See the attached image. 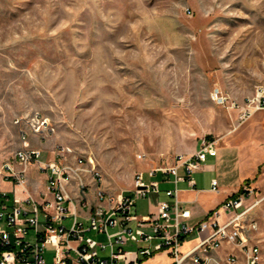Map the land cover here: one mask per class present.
<instances>
[{
  "label": "rangeland",
  "instance_id": "1",
  "mask_svg": "<svg viewBox=\"0 0 264 264\" xmlns=\"http://www.w3.org/2000/svg\"><path fill=\"white\" fill-rule=\"evenodd\" d=\"M259 85L264 0H0V161L22 146L14 119L39 112L52 130L28 145L91 156L107 193L133 196L138 173L160 180L149 171L190 155L202 136L219 143L232 103L245 105ZM211 176L193 173L199 203L219 197ZM248 186L264 264V191ZM155 204L151 192L132 211ZM53 252L46 245V264ZM168 263L160 253L144 264Z\"/></svg>",
  "mask_w": 264,
  "mask_h": 264
},
{
  "label": "built area",
  "instance_id": "2",
  "mask_svg": "<svg viewBox=\"0 0 264 264\" xmlns=\"http://www.w3.org/2000/svg\"><path fill=\"white\" fill-rule=\"evenodd\" d=\"M232 106L241 108L242 117L250 115L251 108H264V86H257L245 105L233 102ZM14 124L22 146L1 163V170L20 185L26 183L27 167L45 171L46 192L40 200L31 195L24 199L31 204L30 210L10 204L8 195L1 194L0 264H46L48 244L54 250L51 264H144L160 253L169 257L168 264L260 263L254 237L258 222L252 216L256 201L247 202L252 191L247 183L195 220L188 206L191 202L179 196L178 181L185 180L194 189L193 173L208 156L217 154L218 138L202 136L190 155L178 153L169 167L149 171L154 175L161 170L162 180L171 175L174 186L163 189L166 199L158 201L156 211L138 215L132 211L135 197L159 192L161 181L146 182L138 173L133 196L123 192L112 196L101 187L102 174L91 156L78 154L70 146H56L53 158L45 159L40 147L28 145L29 140L50 133L47 117L34 112L17 116ZM88 187L93 200L85 197ZM209 190L220 192L216 178L211 179ZM82 200L89 208L84 219H79L77 205ZM91 232L105 234L106 241H97ZM127 244L135 248L126 250Z\"/></svg>",
  "mask_w": 264,
  "mask_h": 264
},
{
  "label": "crops",
  "instance_id": "3",
  "mask_svg": "<svg viewBox=\"0 0 264 264\" xmlns=\"http://www.w3.org/2000/svg\"><path fill=\"white\" fill-rule=\"evenodd\" d=\"M231 108H233L232 112L234 113V115L231 114L233 124L231 128L222 133V139L217 146V154L215 156H208L203 162L201 169L196 170L208 171L212 174V179L216 178L218 180L220 186L219 197L214 198V200L208 203H199V200L203 198V187H197L196 181L194 189H190L185 180L178 181L177 183V187L180 189V198L184 201L191 202L188 203V206H190L193 213L192 220L201 218L227 195L238 190L243 183H253L255 186L261 187L264 191V169L262 176H258L261 167H264V108H251L250 115L242 118L239 108ZM51 147L45 143L41 148L43 153H46L43 156L45 159L53 158V147ZM3 161H0V201L1 194L5 192L9 197L10 204L30 210L31 204L24 202V199L28 195L35 197L37 200L41 199L40 195L46 192L47 173L37 170L34 166H29L26 168V183L25 185H20L15 183L11 178L4 176V172L1 170V163ZM169 176V178L162 180L164 176L163 174L160 175L161 190L159 192H153L155 194L156 204L155 208L148 213L156 211L159 200L166 199L163 189L174 186L172 176ZM253 194L252 190L247 198L248 203L253 201L255 196ZM85 197L93 200L92 188H86ZM13 198L19 199V203H14ZM88 208L89 206L84 204L83 200L80 202V205H77L79 219H84Z\"/></svg>",
  "mask_w": 264,
  "mask_h": 264
}]
</instances>
